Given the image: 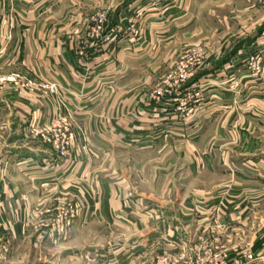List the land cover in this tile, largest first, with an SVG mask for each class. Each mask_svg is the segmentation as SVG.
I'll return each instance as SVG.
<instances>
[{"label": "crops", "instance_id": "0c3cea01", "mask_svg": "<svg viewBox=\"0 0 264 264\" xmlns=\"http://www.w3.org/2000/svg\"><path fill=\"white\" fill-rule=\"evenodd\" d=\"M98 12L110 18L104 39L89 32ZM199 15L224 16L208 27ZM192 35L209 46L200 70L171 96L151 94ZM164 48L173 54L162 56ZM260 48L264 8L254 0H0V75H18L0 83V264H147L154 240L171 252L195 237L199 264H264V156L237 165L217 150L235 128L254 139L238 111L264 98V76L247 66ZM144 76L148 85L134 83ZM58 115L82 128L63 160L38 136ZM125 152L138 160L131 170ZM63 204L79 215L57 238L50 227ZM219 207L228 227L218 231ZM222 245L229 255L218 263Z\"/></svg>", "mask_w": 264, "mask_h": 264}, {"label": "rangeland", "instance_id": "374dc122", "mask_svg": "<svg viewBox=\"0 0 264 264\" xmlns=\"http://www.w3.org/2000/svg\"><path fill=\"white\" fill-rule=\"evenodd\" d=\"M174 1V0H172ZM239 3V2H237ZM225 4V2H224ZM211 5V4H209ZM254 5L257 8H264V0H254ZM231 10L233 9V6L229 5V3L225 5V9L224 10ZM224 15L221 16H215V15H199L198 17H200L202 19V21L205 23V25H207L208 27L211 25H217L218 24V18H222ZM103 16L99 15V12L93 15H90V20H91V27L89 28V32L92 33L93 30V34L95 33L96 29V23L98 24L99 19L102 18ZM194 17V16H193ZM228 17H230L228 15ZM107 20H106V28L107 25L110 22V18L107 15L106 16ZM137 18L141 19L143 18V15H139L136 16V19L133 21V24L131 25L133 27V30L131 29V31H129V33H133V35L135 36L136 34H139V31L137 28L138 24H137ZM231 18V17H230ZM238 18V17H237ZM230 20V19H229ZM221 22V21H220ZM222 24V23H220ZM95 26V27H94ZM223 27V26H222ZM131 28V27H130ZM227 28L225 30V32H222L221 36L224 35L226 36V34L228 35L229 32L233 31V28L230 29V31L228 30L227 32ZM209 32H211L209 30ZM105 33V32H104ZM256 34V33H255ZM103 36H105V34H103ZM95 37V36H93ZM184 39L183 45H177L175 46V48L173 49V52H175V55H173V62L172 64L169 66V64L167 65L166 63V69H160L161 71L156 75V77L153 79V81L151 82L150 86L152 89V91L150 92L151 94L155 93V95L157 94V97L160 96L159 95V90H161L164 86H169V83H173L174 85H178V83L173 82V78L175 76L179 75V71H178V64L179 62H181L184 58L186 57H191V56H198L199 55V70L200 67L202 66V62L204 60V57L207 55L208 53V47L205 44H196L191 42L193 39H195V35H192L191 37L189 36H182ZM212 37V35L208 32H205V37L207 39H210ZM191 40H189V39ZM215 38V37H214ZM109 39V36L108 38ZM178 43V42H177ZM170 51L168 48H164L161 51V55L162 56H166L167 58L170 56ZM171 54L172 51H171ZM176 56V57H175ZM161 64V63H159ZM247 66H248V70L251 72V74L253 76H255L256 78H261L262 76H264V48H260L258 51L253 52L252 54L249 55V58L247 60ZM161 67H164V64H161ZM168 67V68H167ZM12 75H17V74H10V75H0V77L2 76H12ZM174 80H176L174 78ZM32 82V85L36 84L38 86H42V84L46 83V82H39L36 83L35 81H29ZM27 82V83H29ZM50 83H56L58 84L56 81H48ZM0 83H5V82H0ZM26 83V85H27ZM133 81L128 80L127 82H125L126 85H132ZM134 83H137V85L139 86H144V85H148L147 84V76H144L143 78L141 77L139 80H134ZM187 84V83H186ZM29 85V84H28ZM125 85V86H126ZM262 85H264V81L262 83ZM59 89L58 92L60 90V85L58 84ZM233 87L237 96H236V101L240 102L241 99L243 98V93L242 91H240L238 89L239 84H236V82H233V84L230 86ZM43 88V87H42ZM183 88V86L181 87ZM49 90L48 88H44ZM50 93H52L49 90ZM53 94H57V93H53ZM261 102H259V100H252V103L248 104V105H244L242 107H247L249 108L248 111H244L241 112L238 111V113H240L242 115V119L243 121H241V125H243L246 129H248L250 132H252V136H254L253 140H251L250 142H247V138L245 137H241L243 136V134L241 136H239V132L237 131V128H235V132H233V130H231V134L232 136L230 137V140H228L227 142H221L219 144H217V150L218 153L220 155H225V152L228 153L232 156V159L234 161H237V165L240 164L241 165V161H239L240 157H243L244 155L246 156H264V98H261L260 100ZM257 102L258 105H256ZM248 103V102H247ZM260 103V104H259ZM254 105H256L257 107H255ZM239 118V117H238ZM247 120L248 123H246ZM245 124V125H244ZM69 128V132L72 134V139H71V144H70V152L71 150L74 148L75 146V140H76V134H75V129H78L79 131H82V128L80 127V125L78 124V122H76L75 118L69 116V115H58L57 118L55 119V121L50 124L49 126H44L42 128H40V131L38 132V136L41 137L46 143L50 144L52 146V142H49L45 139L46 138H52L53 140L57 138V136H63L66 131H67V126ZM53 148V146H52ZM54 150V149H53ZM55 152V150H54ZM56 156H57V152ZM69 156V155H68ZM67 156V157H68ZM66 157V158H67ZM57 158L59 160H61L58 156ZM124 166L125 168L131 170L132 166L134 163H137L138 160L136 159V157H133L132 154H128L127 152H125L124 156ZM145 156L141 155V160H144ZM235 163V162H234ZM262 173L264 174V171H262ZM61 208H65L66 210H68L69 212H73L76 214L75 217L73 218L72 224L70 227L73 226L75 218L79 215V209L75 206L72 205H61L59 206V208H57L56 214L54 216V218L52 219L51 222V231L57 236V238H60L59 235L57 234V231L55 229H53V224H54V220L56 218V216L58 215L59 211ZM217 212H219L222 216H220V223H215L214 224V228H218L219 226V230L225 229V227H228V222L226 221V217H227V213L226 211L223 210L222 207H219ZM126 224V223H125ZM70 227L68 228V232L66 237L67 238L68 234H69V230ZM199 238V237H198ZM198 238H194V240H189V242L185 243V242H173L172 245V249L173 251H164L162 249H164V243L162 241V239H158V240H154V244H152V246L154 247L153 250L151 251V253L149 252V255L144 256L146 259H148L147 264H165V261L168 259H171L172 261L174 259L180 261V255L184 254L185 256H183V260L181 262H176L175 260L173 263H167V264H186L189 262H194L198 259V255H199V239ZM115 236L114 235H110L109 234V238L106 240H103V244L108 243V247L111 245V243H114L115 241ZM131 240V235L128 234L127 232H125L124 236H123V242L126 243L128 241ZM221 237H215L214 238V243H216V247H218L217 249L220 250V244H222L221 241ZM221 241V243H220ZM180 244V246H179ZM114 245V244H112ZM179 249V251L175 252V250ZM226 250V251H224ZM198 251V253H197ZM182 252V253H180ZM227 253V254H225ZM229 255L228 250L226 249L225 246L222 245V255L219 257L217 256L216 262L218 261V263L220 261H226V256ZM250 256V253H249ZM168 258V259H167ZM219 258V259H218ZM218 259V260H217ZM215 262V263H216ZM110 263V262H108ZM208 263H211V260L208 261Z\"/></svg>", "mask_w": 264, "mask_h": 264}, {"label": "built area", "instance_id": "2783aa9c", "mask_svg": "<svg viewBox=\"0 0 264 264\" xmlns=\"http://www.w3.org/2000/svg\"><path fill=\"white\" fill-rule=\"evenodd\" d=\"M101 16H103L102 18L99 19L98 24L96 23V29L94 28L95 33L93 34V30L91 35H94L95 37H100L102 39H104L105 37L103 36L104 32H105V28H106V14L102 13L99 14ZM94 26V27H95ZM199 55L198 56H191V57H186L184 58L181 62H179L178 64V71H179V75L175 76L174 78L176 80H174L173 78V82L178 83V85H174L173 83H169V86H164L161 90H159V95L163 96V95H168L171 96L173 95L175 92H177L178 90L181 89L182 86H184L189 79H191L195 72L197 71V69L199 68ZM18 81V75H12V76H2L0 77V82H10V83H16ZM28 84L32 85V82H29ZM43 88H48L52 93H58V89L59 86L56 83H50V82H46L44 84H42ZM192 102L191 99H187L183 102V104L185 106H183L184 110L187 113L193 112V110H195L194 107H187L186 105H189ZM67 126V125H66ZM67 131L63 136H57L56 139H52V138H46L45 139L49 142H52V146L53 149L55 150V152H57V156L63 160L65 159L69 154H70V144H71V139H72V134L69 132V128L67 126ZM75 213L73 212H69L68 210H66L65 208H61L58 215L56 216L55 220H54V224H53V229H55L57 231V234L59 235L60 238H64L67 235L68 232V228L71 226L73 218L75 217ZM182 253V252H180ZM198 253V251H197ZM183 256H185L184 254L180 255V261L175 260L176 262H181L184 258ZM168 259V258H167ZM174 260L172 261L171 259H168L165 261V264L169 263H173ZM186 264H199V255H198V259L194 262H189Z\"/></svg>", "mask_w": 264, "mask_h": 264}]
</instances>
